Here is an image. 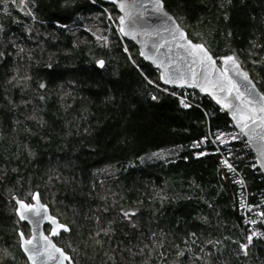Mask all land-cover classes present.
<instances>
[{
  "label": "trees",
  "instance_id": "obj_1",
  "mask_svg": "<svg viewBox=\"0 0 264 264\" xmlns=\"http://www.w3.org/2000/svg\"><path fill=\"white\" fill-rule=\"evenodd\" d=\"M161 1L264 94V0ZM118 16L103 0H0V264H28L13 198L36 192L69 227L56 243L75 264H264L218 156L190 149L228 115L195 92L181 106ZM232 152L264 193L241 135Z\"/></svg>",
  "mask_w": 264,
  "mask_h": 264
},
{
  "label": "water",
  "instance_id": "obj_2",
  "mask_svg": "<svg viewBox=\"0 0 264 264\" xmlns=\"http://www.w3.org/2000/svg\"><path fill=\"white\" fill-rule=\"evenodd\" d=\"M103 1L115 7L121 37L136 46L145 64L158 71L162 86L198 93L228 115L254 154L264 177V111L261 110L264 94L237 56L229 54L215 59L204 44L188 37L161 0ZM198 46L206 50L210 60ZM229 57L233 60H228ZM98 66L101 68L103 62ZM13 201L17 218L30 229L29 238L18 233L20 249L28 264H74L70 255L54 241L62 233L69 234L70 229L52 216L39 193L33 194L32 204L17 197ZM46 226H50L49 234L45 232Z\"/></svg>",
  "mask_w": 264,
  "mask_h": 264
},
{
  "label": "built area",
  "instance_id": "obj_3",
  "mask_svg": "<svg viewBox=\"0 0 264 264\" xmlns=\"http://www.w3.org/2000/svg\"><path fill=\"white\" fill-rule=\"evenodd\" d=\"M184 91V93L175 94L181 106L189 102L188 91ZM239 135L240 133L232 125L226 130L208 128L203 137L191 143L190 149L195 158L218 156L221 167L236 188L237 207L243 225L247 229L248 238L251 237L249 243H264V193L250 190L245 175L236 163V159H241L242 155H235L232 149ZM256 168L258 167L254 160L251 170L255 172Z\"/></svg>",
  "mask_w": 264,
  "mask_h": 264
},
{
  "label": "flooded vegetation",
  "instance_id": "obj_4",
  "mask_svg": "<svg viewBox=\"0 0 264 264\" xmlns=\"http://www.w3.org/2000/svg\"><path fill=\"white\" fill-rule=\"evenodd\" d=\"M25 202V201H24ZM41 202H42V200H41ZM25 203H27V204H32V198H31V200L30 201H27V202H25ZM43 203V202H42ZM14 205H15V208H16V204H15V202H14ZM52 214V213H51ZM52 216H54L53 214H52ZM55 217V216H54ZM56 218V217H55ZM19 220V219H18ZM20 222V221H19ZM21 223V222H20ZM22 225H25L27 228H28V231H29V233H28V235H25L24 233V235H25V237L26 238H29L30 237V229H29V227H28V225L27 224H25V223H21ZM21 232V231H20ZM45 232H46V234H49V232H50V226H46L45 227ZM62 234H64V233H62ZM61 234V235H62ZM61 235H60V237H61ZM58 239V238H57ZM57 239H55L54 241H55V243H56V240ZM57 244V243H56ZM58 245V244H57ZM59 246V245H58ZM72 260V259H71ZM27 261V260H26ZM73 261V260H72ZM75 264V263H74Z\"/></svg>",
  "mask_w": 264,
  "mask_h": 264
},
{
  "label": "snow or ice",
  "instance_id": "obj_5",
  "mask_svg": "<svg viewBox=\"0 0 264 264\" xmlns=\"http://www.w3.org/2000/svg\"><path fill=\"white\" fill-rule=\"evenodd\" d=\"M198 47L200 48L201 51L204 52L205 57H206L207 59L210 60L211 57H208V56H207L206 50H204V49L202 48V46H198ZM228 60H233V58H232V57H229ZM245 79H246V77H245ZM261 110L264 111V109H261ZM24 207H28V206H24ZM45 239H46V238H45ZM248 239H249V242H251V237H249ZM28 243H31V241H28Z\"/></svg>",
  "mask_w": 264,
  "mask_h": 264
}]
</instances>
